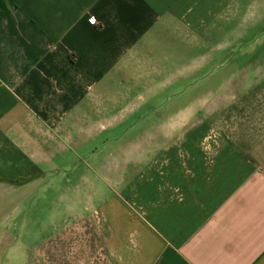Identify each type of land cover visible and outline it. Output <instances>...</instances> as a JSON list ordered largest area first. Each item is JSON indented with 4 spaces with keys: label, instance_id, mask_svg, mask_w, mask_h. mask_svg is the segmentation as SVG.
<instances>
[{
    "label": "crops",
    "instance_id": "crops-1",
    "mask_svg": "<svg viewBox=\"0 0 264 264\" xmlns=\"http://www.w3.org/2000/svg\"><path fill=\"white\" fill-rule=\"evenodd\" d=\"M252 12L264 0H0V191L81 170L88 195L54 264H264V87L174 105L201 69L192 32Z\"/></svg>",
    "mask_w": 264,
    "mask_h": 264
},
{
    "label": "rangeland",
    "instance_id": "rangeland-1",
    "mask_svg": "<svg viewBox=\"0 0 264 264\" xmlns=\"http://www.w3.org/2000/svg\"><path fill=\"white\" fill-rule=\"evenodd\" d=\"M251 14H240L236 28L222 25L202 30L196 37L192 32L187 63L189 68L201 65V69L176 84L181 93L174 96L175 110L209 99L223 88L264 87V80L246 77L248 72L264 70V13ZM113 145L99 146L96 158L105 156ZM94 160L86 161L93 164ZM80 171L48 175L24 190L0 191V200L5 199L3 205L0 202V264H54L63 259L60 236L83 229L89 214Z\"/></svg>",
    "mask_w": 264,
    "mask_h": 264
},
{
    "label": "built area",
    "instance_id": "built-area-1",
    "mask_svg": "<svg viewBox=\"0 0 264 264\" xmlns=\"http://www.w3.org/2000/svg\"><path fill=\"white\" fill-rule=\"evenodd\" d=\"M92 22L95 23V19L94 18H91Z\"/></svg>",
    "mask_w": 264,
    "mask_h": 264
}]
</instances>
